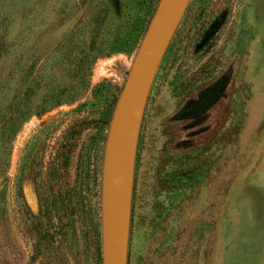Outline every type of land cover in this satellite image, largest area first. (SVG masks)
I'll return each mask as SVG.
<instances>
[{"label":"rangeland","instance_id":"1","mask_svg":"<svg viewBox=\"0 0 264 264\" xmlns=\"http://www.w3.org/2000/svg\"><path fill=\"white\" fill-rule=\"evenodd\" d=\"M133 6L0 0V264H103L104 148L142 40L118 49ZM27 70L64 100L11 137ZM127 264H264V0H190L144 109Z\"/></svg>","mask_w":264,"mask_h":264},{"label":"water","instance_id":"2","mask_svg":"<svg viewBox=\"0 0 264 264\" xmlns=\"http://www.w3.org/2000/svg\"><path fill=\"white\" fill-rule=\"evenodd\" d=\"M190 0H159L116 102L101 182L103 264H127L134 168L141 122L155 75Z\"/></svg>","mask_w":264,"mask_h":264},{"label":"trees","instance_id":"3","mask_svg":"<svg viewBox=\"0 0 264 264\" xmlns=\"http://www.w3.org/2000/svg\"><path fill=\"white\" fill-rule=\"evenodd\" d=\"M134 6L131 8L133 10L132 14L128 16L126 25L124 27V32L121 34L122 37L118 41V49L125 50L130 49L135 45H138L145 33V26L147 21L144 20L142 15V7L144 6L145 0H133ZM103 50L98 51L94 56L88 57V61L85 64L83 61H79L77 66H75L76 77L83 78L88 76L91 66L97 60L98 57L103 56ZM86 70V71H84ZM41 69L39 68V73ZM86 73V74H85ZM38 73L32 70H27L24 80L20 87H14V101L10 108L11 112L9 114V122L11 126L10 136L15 137L21 124L32 114H41L50 110L51 108L61 104L63 102V97L61 94L57 93L56 89H47L45 93L38 92L41 89V84L38 79ZM39 84V86H38ZM37 99V101H34ZM6 125L1 127L4 129ZM0 192V196H1Z\"/></svg>","mask_w":264,"mask_h":264}]
</instances>
